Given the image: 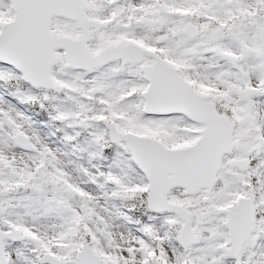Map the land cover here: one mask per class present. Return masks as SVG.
<instances>
[{
    "label": "snow or ice",
    "instance_id": "obj_1",
    "mask_svg": "<svg viewBox=\"0 0 264 264\" xmlns=\"http://www.w3.org/2000/svg\"><path fill=\"white\" fill-rule=\"evenodd\" d=\"M0 264H264V0H0Z\"/></svg>",
    "mask_w": 264,
    "mask_h": 264
}]
</instances>
